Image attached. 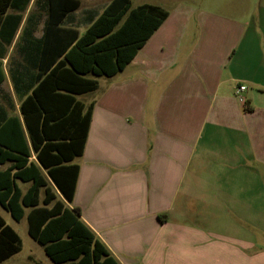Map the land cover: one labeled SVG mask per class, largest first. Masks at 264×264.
<instances>
[{
    "label": "crops",
    "instance_id": "obj_1",
    "mask_svg": "<svg viewBox=\"0 0 264 264\" xmlns=\"http://www.w3.org/2000/svg\"><path fill=\"white\" fill-rule=\"evenodd\" d=\"M110 1L80 0L60 25L81 34ZM225 3L163 8L122 70L89 75L97 88L75 95L92 109L66 204L119 264H264L251 257L264 249L250 251L251 238L264 239V0ZM23 19L1 58L0 123L22 121L24 89L35 85Z\"/></svg>",
    "mask_w": 264,
    "mask_h": 264
},
{
    "label": "trees",
    "instance_id": "obj_2",
    "mask_svg": "<svg viewBox=\"0 0 264 264\" xmlns=\"http://www.w3.org/2000/svg\"><path fill=\"white\" fill-rule=\"evenodd\" d=\"M30 1L0 0V82L1 58ZM79 4L37 1V9L26 16L21 38L30 39L26 47L38 53L37 71L35 85L32 81L24 89L30 93L20 104L22 121L14 115L0 123V164L9 163L0 170V205L16 221L28 208L27 232L56 264H119L81 220L78 209L66 204L72 200L78 173L71 161L82 152L92 109L84 110L75 95L97 88V80L89 75L122 70L168 13L150 3L132 7L130 0H111L79 34L76 28L60 25ZM41 20L43 32L35 39ZM18 180L31 184L23 191ZM19 250V235L0 214V263Z\"/></svg>",
    "mask_w": 264,
    "mask_h": 264
},
{
    "label": "rangeland",
    "instance_id": "obj_3",
    "mask_svg": "<svg viewBox=\"0 0 264 264\" xmlns=\"http://www.w3.org/2000/svg\"><path fill=\"white\" fill-rule=\"evenodd\" d=\"M132 4L138 5L141 3H150L157 4L164 9H170L175 4L177 5H190L199 9H225L226 3L225 0H131ZM178 2V3H176ZM87 4V5H95ZM34 10V0H32L27 9L23 13V21L29 12ZM99 11L100 9H95ZM42 28V22L40 21L38 25L37 33L39 34ZM90 95V94H89ZM88 95V96H89ZM43 196V192L41 194ZM0 214L4 218L6 224L11 226L20 237V250L9 258L2 261L0 264H33V260H37L42 262L43 264H56L54 263L44 252L42 246H40L27 232V217L23 216L19 221L14 220L10 213L0 205ZM251 243L254 244V248L252 246L250 248L251 252H257L260 249H264V239H250ZM252 261L261 259L264 261V254H253L251 253Z\"/></svg>",
    "mask_w": 264,
    "mask_h": 264
},
{
    "label": "built area",
    "instance_id": "obj_4",
    "mask_svg": "<svg viewBox=\"0 0 264 264\" xmlns=\"http://www.w3.org/2000/svg\"><path fill=\"white\" fill-rule=\"evenodd\" d=\"M245 90H246V86L243 84H239L235 87V96L238 102L243 105L246 103V97L244 95Z\"/></svg>",
    "mask_w": 264,
    "mask_h": 264
}]
</instances>
